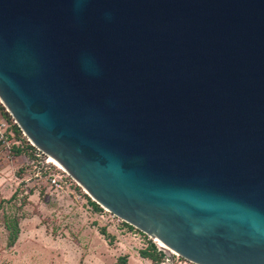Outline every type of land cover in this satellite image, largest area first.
I'll list each match as a JSON object with an SVG mask.
<instances>
[{
	"label": "water",
	"instance_id": "obj_1",
	"mask_svg": "<svg viewBox=\"0 0 264 264\" xmlns=\"http://www.w3.org/2000/svg\"><path fill=\"white\" fill-rule=\"evenodd\" d=\"M0 101L133 228L264 264V0H0Z\"/></svg>",
	"mask_w": 264,
	"mask_h": 264
},
{
	"label": "rangeland",
	"instance_id": "obj_2",
	"mask_svg": "<svg viewBox=\"0 0 264 264\" xmlns=\"http://www.w3.org/2000/svg\"><path fill=\"white\" fill-rule=\"evenodd\" d=\"M10 112L0 101V264H116L124 256L128 264H195L97 204L74 178L71 189H52L49 175L69 173L21 129L15 133L19 125ZM151 245L163 254L158 262L141 258Z\"/></svg>",
	"mask_w": 264,
	"mask_h": 264
},
{
	"label": "trees",
	"instance_id": "obj_3",
	"mask_svg": "<svg viewBox=\"0 0 264 264\" xmlns=\"http://www.w3.org/2000/svg\"><path fill=\"white\" fill-rule=\"evenodd\" d=\"M5 117H9V116L7 114H5ZM14 131L17 134H20V132H21L20 128L18 126L14 127ZM31 148H33V147H31ZM16 153L17 154L22 153L20 147H17ZM93 206L96 208V210H98V211L100 210L99 205H97L96 203H93ZM129 227L132 228L131 226H129ZM16 241H17L16 236L14 237V235L12 233H10L9 246L13 247L15 245ZM140 255H141V258L151 260L153 262H158L163 257V254L158 253V249L155 245H151L148 249L142 251L140 253ZM128 261H129V257L124 256V257H120L116 264H128Z\"/></svg>",
	"mask_w": 264,
	"mask_h": 264
},
{
	"label": "built area",
	"instance_id": "obj_4",
	"mask_svg": "<svg viewBox=\"0 0 264 264\" xmlns=\"http://www.w3.org/2000/svg\"><path fill=\"white\" fill-rule=\"evenodd\" d=\"M70 178L71 176L69 174L62 176L53 174L46 178V183L56 191H61L64 188L71 189L73 185L70 183Z\"/></svg>",
	"mask_w": 264,
	"mask_h": 264
},
{
	"label": "bare ground",
	"instance_id": "obj_5",
	"mask_svg": "<svg viewBox=\"0 0 264 264\" xmlns=\"http://www.w3.org/2000/svg\"><path fill=\"white\" fill-rule=\"evenodd\" d=\"M33 144V143H32ZM34 145V144H33ZM49 161H50V163H52V164H54L55 166H57L58 168H60V169H62V170H65L56 160H54L51 156H50V158H49ZM66 172H67V170H65ZM81 186V185H80ZM85 190V189H84ZM85 192L88 194V195H90L86 190H85ZM91 196V195H90ZM91 198L96 202V200L91 196ZM152 238V237H151ZM154 241H155V243L159 246V247H162V248H164V249H167V250H169V251H171L168 247H166L162 242H160V241H158V240H156V239H154V238H152Z\"/></svg>",
	"mask_w": 264,
	"mask_h": 264
},
{
	"label": "clouds",
	"instance_id": "obj_6",
	"mask_svg": "<svg viewBox=\"0 0 264 264\" xmlns=\"http://www.w3.org/2000/svg\"><path fill=\"white\" fill-rule=\"evenodd\" d=\"M77 3H79V0H77Z\"/></svg>",
	"mask_w": 264,
	"mask_h": 264
}]
</instances>
